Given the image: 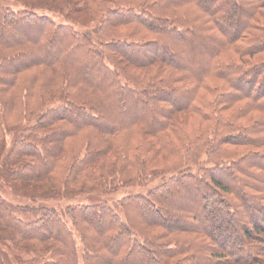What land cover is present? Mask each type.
<instances>
[{"label": "trees", "instance_id": "obj_1", "mask_svg": "<svg viewBox=\"0 0 264 264\" xmlns=\"http://www.w3.org/2000/svg\"><path fill=\"white\" fill-rule=\"evenodd\" d=\"M19 1H0V179L34 199L0 194L15 261L264 264V0Z\"/></svg>", "mask_w": 264, "mask_h": 264}, {"label": "rangeland", "instance_id": "obj_2", "mask_svg": "<svg viewBox=\"0 0 264 264\" xmlns=\"http://www.w3.org/2000/svg\"><path fill=\"white\" fill-rule=\"evenodd\" d=\"M2 2L8 3L13 8H21L24 6V3L19 0H0ZM33 1H42V0H33ZM51 16L55 17L58 21H64L60 15L56 14L54 11L48 12ZM25 29H22L20 27L18 31H15V34H20L21 32H25ZM46 183L42 182V186H46ZM152 185V184H151ZM150 185V186H151ZM10 186V185H9ZM4 181L3 179H0V194L7 200H9L12 203H31L34 201L33 198H27L20 196L17 192H15L13 189H11ZM147 186H140V185H129L123 188H120L119 190L115 192L110 193H96V192H88V193H81L73 196H65V197H47V198H35L36 203H41L49 207H53L56 209L63 208L67 205L72 204H81V203H96V202H103V201H116L119 198L123 197L124 195L131 194V193H137V192H143ZM40 191L41 189L38 188ZM18 195V196H17ZM193 195V194H192ZM192 198V196H191ZM195 200H197V195L195 196ZM23 216V218L31 219L32 216L30 214H20ZM8 234V232L4 233ZM3 239H0V254L5 264H21L17 263L15 261V253H20L22 257L24 258H31L33 257L30 252L26 253L25 251H17V249H14L12 246H8L5 242L7 240V237L5 235H2ZM80 249V247H78ZM31 256V257H30ZM40 264V262H38Z\"/></svg>", "mask_w": 264, "mask_h": 264}]
</instances>
